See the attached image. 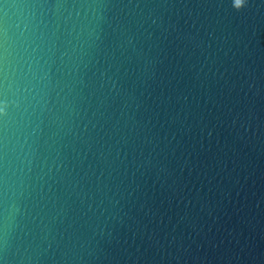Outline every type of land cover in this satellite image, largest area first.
<instances>
[{"label": "water", "instance_id": "95a60500", "mask_svg": "<svg viewBox=\"0 0 264 264\" xmlns=\"http://www.w3.org/2000/svg\"><path fill=\"white\" fill-rule=\"evenodd\" d=\"M0 264H264V0H0Z\"/></svg>", "mask_w": 264, "mask_h": 264}, {"label": "clouds", "instance_id": "9594fccd", "mask_svg": "<svg viewBox=\"0 0 264 264\" xmlns=\"http://www.w3.org/2000/svg\"><path fill=\"white\" fill-rule=\"evenodd\" d=\"M246 0H231L232 7L239 11L241 8L245 6Z\"/></svg>", "mask_w": 264, "mask_h": 264}]
</instances>
